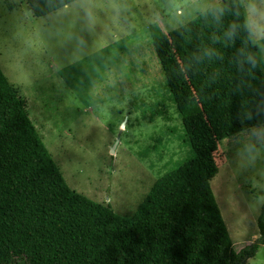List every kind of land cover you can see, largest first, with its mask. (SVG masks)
Returning a JSON list of instances; mask_svg holds the SVG:
<instances>
[{"label": "rangeland", "instance_id": "rangeland-1", "mask_svg": "<svg viewBox=\"0 0 264 264\" xmlns=\"http://www.w3.org/2000/svg\"><path fill=\"white\" fill-rule=\"evenodd\" d=\"M156 2L184 5L190 0ZM191 20L183 21L180 8L174 17L161 7L154 22L137 14L134 21L121 25V32L98 17L95 31L83 32L88 46L80 58L68 64L67 50H60L61 66L56 70L33 35L44 32L49 15L33 17L24 0H0V69L27 101L35 131L67 185L120 217L134 214L169 161L190 152L177 138L185 132L202 160L211 195L237 252L258 237L264 168L238 154L230 144L232 137L221 141L216 153L202 156L191 132V118L199 106L185 77L177 72L179 62L167 37ZM76 26L84 28L79 19ZM141 104L157 105L163 116L148 122L135 108ZM246 264H264V245Z\"/></svg>", "mask_w": 264, "mask_h": 264}, {"label": "trees", "instance_id": "trees-1", "mask_svg": "<svg viewBox=\"0 0 264 264\" xmlns=\"http://www.w3.org/2000/svg\"><path fill=\"white\" fill-rule=\"evenodd\" d=\"M24 1L35 18L48 16V4L55 3ZM220 31L197 17L167 34L179 64L202 44L225 56L183 75L199 106L191 132L206 158L242 127L236 116L243 97L227 63L238 42H213ZM156 106L135 108L152 122L164 113ZM177 138L190 152L169 161L134 214L120 217L67 185L35 131L27 101L0 69V264H246L264 245V204L256 219L258 237L235 252L202 160L185 132Z\"/></svg>", "mask_w": 264, "mask_h": 264}, {"label": "clouds", "instance_id": "clouds-1", "mask_svg": "<svg viewBox=\"0 0 264 264\" xmlns=\"http://www.w3.org/2000/svg\"><path fill=\"white\" fill-rule=\"evenodd\" d=\"M161 7L167 8L174 17L180 8L183 21L199 17L220 28L213 42L229 47L238 42L227 63L234 69V88L243 97L236 116L242 127L230 139V144L251 165L264 168V0H190L184 5L172 2L161 5L156 0H103L102 5L98 0H55L48 4V27L43 33L33 35L58 70L59 51L67 50L64 60L68 64L79 59L88 46L83 32L92 34L98 17L102 16L104 23L122 32L121 25L134 21L137 14L149 23L154 22ZM78 19L83 29L77 28ZM224 60L220 49L202 44L177 66V72L187 75L205 63Z\"/></svg>", "mask_w": 264, "mask_h": 264}, {"label": "water", "instance_id": "water-1", "mask_svg": "<svg viewBox=\"0 0 264 264\" xmlns=\"http://www.w3.org/2000/svg\"><path fill=\"white\" fill-rule=\"evenodd\" d=\"M111 153H113L114 152V147L113 148H111V151H110Z\"/></svg>", "mask_w": 264, "mask_h": 264}]
</instances>
